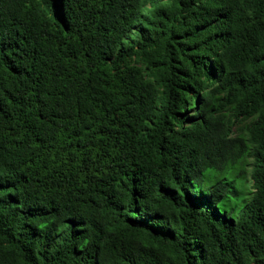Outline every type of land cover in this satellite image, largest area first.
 Here are the masks:
<instances>
[{
	"label": "trees",
	"instance_id": "1",
	"mask_svg": "<svg viewBox=\"0 0 264 264\" xmlns=\"http://www.w3.org/2000/svg\"><path fill=\"white\" fill-rule=\"evenodd\" d=\"M0 264H264V0H0Z\"/></svg>",
	"mask_w": 264,
	"mask_h": 264
}]
</instances>
